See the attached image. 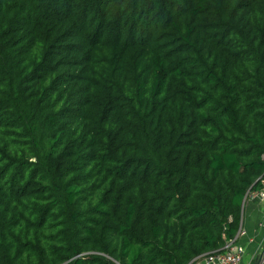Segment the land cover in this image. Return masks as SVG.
Segmentation results:
<instances>
[{"label":"trees","instance_id":"16d2710c","mask_svg":"<svg viewBox=\"0 0 264 264\" xmlns=\"http://www.w3.org/2000/svg\"><path fill=\"white\" fill-rule=\"evenodd\" d=\"M264 177V0H0V264H188Z\"/></svg>","mask_w":264,"mask_h":264},{"label":"crops","instance_id":"0c3cea01","mask_svg":"<svg viewBox=\"0 0 264 264\" xmlns=\"http://www.w3.org/2000/svg\"><path fill=\"white\" fill-rule=\"evenodd\" d=\"M262 222H264V204L249 199L245 201L241 223L244 234L237 239L245 251L242 264H246L249 258L253 264L260 255L259 251L264 244V228L259 226Z\"/></svg>","mask_w":264,"mask_h":264},{"label":"built area","instance_id":"2783aa9c","mask_svg":"<svg viewBox=\"0 0 264 264\" xmlns=\"http://www.w3.org/2000/svg\"><path fill=\"white\" fill-rule=\"evenodd\" d=\"M248 199L264 204V177L260 179L257 190L246 194L244 203ZM259 226L264 228V222L260 223ZM243 234L244 231L240 227L235 238L227 240L220 251L196 257L188 264H242L245 251L243 246L237 242V239ZM261 250H264V244ZM260 255L264 256V251H261ZM262 262H264V259H262Z\"/></svg>","mask_w":264,"mask_h":264},{"label":"water","instance_id":"95a60500","mask_svg":"<svg viewBox=\"0 0 264 264\" xmlns=\"http://www.w3.org/2000/svg\"><path fill=\"white\" fill-rule=\"evenodd\" d=\"M260 257L261 255L257 257V259L253 262V264H264V262H262V259Z\"/></svg>","mask_w":264,"mask_h":264},{"label":"clouds","instance_id":"9594fccd","mask_svg":"<svg viewBox=\"0 0 264 264\" xmlns=\"http://www.w3.org/2000/svg\"><path fill=\"white\" fill-rule=\"evenodd\" d=\"M261 251H264V250H261ZM260 258H261V259H264V256H261ZM246 264H251V258H249V259L246 261Z\"/></svg>","mask_w":264,"mask_h":264},{"label":"rangeland","instance_id":"374dc122","mask_svg":"<svg viewBox=\"0 0 264 264\" xmlns=\"http://www.w3.org/2000/svg\"><path fill=\"white\" fill-rule=\"evenodd\" d=\"M260 250H261V249H260ZM260 252H261V251H259V253H260ZM256 259H257V258H256ZM256 259H255V260H256Z\"/></svg>","mask_w":264,"mask_h":264}]
</instances>
